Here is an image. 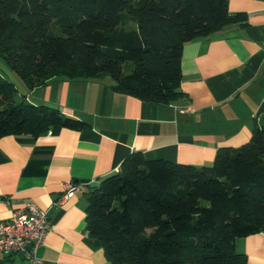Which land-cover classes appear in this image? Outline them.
I'll list each match as a JSON object with an SVG mask.
<instances>
[{
  "label": "trees",
  "instance_id": "trees-1",
  "mask_svg": "<svg viewBox=\"0 0 264 264\" xmlns=\"http://www.w3.org/2000/svg\"><path fill=\"white\" fill-rule=\"evenodd\" d=\"M245 19L228 0H0V57L26 92L61 76L109 75L118 90L170 104L184 95V43ZM6 74L0 137L89 126L25 101ZM258 115L249 140L218 148L211 164L135 151L91 186L86 229L109 264H246L234 241L264 230V99Z\"/></svg>",
  "mask_w": 264,
  "mask_h": 264
},
{
  "label": "crops",
  "instance_id": "crops-1",
  "mask_svg": "<svg viewBox=\"0 0 264 264\" xmlns=\"http://www.w3.org/2000/svg\"><path fill=\"white\" fill-rule=\"evenodd\" d=\"M228 10L245 12V21L184 43V95L173 103L118 90L109 75L61 76L25 92V101L89 125L0 137V221L26 202L46 211L55 227L37 250L42 264H109L101 241L86 229L85 194L118 172L130 153L202 166L212 163L218 148L249 140L264 99V0H228ZM69 180L77 190L62 199ZM234 249L246 255V264H264V230L237 237ZM0 264L32 263L0 253Z\"/></svg>",
  "mask_w": 264,
  "mask_h": 264
},
{
  "label": "built area",
  "instance_id": "built-area-1",
  "mask_svg": "<svg viewBox=\"0 0 264 264\" xmlns=\"http://www.w3.org/2000/svg\"><path fill=\"white\" fill-rule=\"evenodd\" d=\"M184 109H189V106L181 108V111ZM62 185V199L77 190L76 183L71 180ZM54 227L55 223L44 209L33 202H26L23 206L14 208L10 218L0 221V253L21 254L32 264H42L37 250Z\"/></svg>",
  "mask_w": 264,
  "mask_h": 264
},
{
  "label": "rangeland",
  "instance_id": "rangeland-1",
  "mask_svg": "<svg viewBox=\"0 0 264 264\" xmlns=\"http://www.w3.org/2000/svg\"><path fill=\"white\" fill-rule=\"evenodd\" d=\"M0 71L7 73L6 75L8 76V78H10L11 80H13L16 83V86L19 88L20 92H23V93L26 92V90L22 86L21 81L15 76V74H13L12 72L9 71V69L3 63L1 57H0Z\"/></svg>",
  "mask_w": 264,
  "mask_h": 264
}]
</instances>
